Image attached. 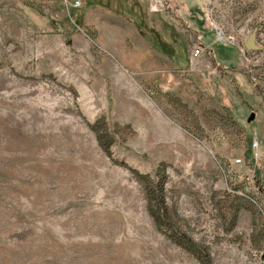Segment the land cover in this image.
Returning a JSON list of instances; mask_svg holds the SVG:
<instances>
[{
  "label": "rangeland",
  "instance_id": "rangeland-1",
  "mask_svg": "<svg viewBox=\"0 0 264 264\" xmlns=\"http://www.w3.org/2000/svg\"><path fill=\"white\" fill-rule=\"evenodd\" d=\"M174 228L264 264V0H0V264H204Z\"/></svg>",
  "mask_w": 264,
  "mask_h": 264
},
{
  "label": "trees",
  "instance_id": "trees-1",
  "mask_svg": "<svg viewBox=\"0 0 264 264\" xmlns=\"http://www.w3.org/2000/svg\"><path fill=\"white\" fill-rule=\"evenodd\" d=\"M261 132H263V130H261ZM161 189H162V186H161L160 181L154 182L150 186V188L147 189V191L149 192V194L151 195V197L153 198L155 202L154 203L155 210H153L152 212V215L155 221H159V219H161V217L165 215L164 214L165 211L163 209V196L161 195ZM170 236L171 238L174 239V241L178 245L183 246L184 248L188 249L193 254L195 253L200 258V260L204 262V264H209L207 253L203 246L194 242L190 237L186 236L182 231L180 232L175 228L172 229Z\"/></svg>",
  "mask_w": 264,
  "mask_h": 264
},
{
  "label": "water",
  "instance_id": "water-1",
  "mask_svg": "<svg viewBox=\"0 0 264 264\" xmlns=\"http://www.w3.org/2000/svg\"><path fill=\"white\" fill-rule=\"evenodd\" d=\"M254 30H250L247 33V37L243 42V47L244 48H257L258 46L254 43L253 39H254ZM253 117V112H250L249 115L247 116L246 120L249 121V119Z\"/></svg>",
  "mask_w": 264,
  "mask_h": 264
},
{
  "label": "built area",
  "instance_id": "built-area-1",
  "mask_svg": "<svg viewBox=\"0 0 264 264\" xmlns=\"http://www.w3.org/2000/svg\"><path fill=\"white\" fill-rule=\"evenodd\" d=\"M219 30V29H218ZM218 30H216V33L218 34ZM219 38L221 39V40H224V39H227V40H232L233 39V36L232 35H229V34H219ZM193 51H194V53L196 54L199 50H198V48L197 47H194L193 48Z\"/></svg>",
  "mask_w": 264,
  "mask_h": 264
}]
</instances>
